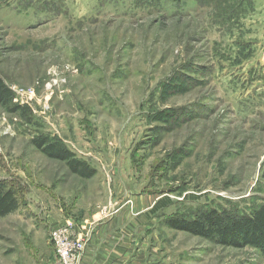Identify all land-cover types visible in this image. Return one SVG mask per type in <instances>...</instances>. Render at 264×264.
<instances>
[{
	"label": "rangeland",
	"instance_id": "374dc122",
	"mask_svg": "<svg viewBox=\"0 0 264 264\" xmlns=\"http://www.w3.org/2000/svg\"><path fill=\"white\" fill-rule=\"evenodd\" d=\"M0 78L22 106L0 105V179L20 197L0 264H57L53 221L141 196L173 202L140 231L151 263L264 264L166 222L264 208V0H0Z\"/></svg>",
	"mask_w": 264,
	"mask_h": 264
},
{
	"label": "trees",
	"instance_id": "16d2710c",
	"mask_svg": "<svg viewBox=\"0 0 264 264\" xmlns=\"http://www.w3.org/2000/svg\"><path fill=\"white\" fill-rule=\"evenodd\" d=\"M182 1V0H175ZM14 94L0 78V105L10 109L20 111L22 106L14 103ZM34 144L47 152L52 158L67 162L72 173L83 178H90L95 174L86 161L76 158L75 154L65 145H55L47 137L34 138ZM57 144V143H56ZM167 199L157 201L152 208V213H156L162 205L172 204ZM20 206V197L12 187H9L3 179H0V217L7 216L16 211ZM243 220L228 225L225 218L218 211L205 210L195 214L193 221L186 222L169 217L166 221L170 227L186 230L204 237H218L222 243L234 246H250L259 249L264 254V208L251 216L241 218Z\"/></svg>",
	"mask_w": 264,
	"mask_h": 264
},
{
	"label": "crops",
	"instance_id": "0c3cea01",
	"mask_svg": "<svg viewBox=\"0 0 264 264\" xmlns=\"http://www.w3.org/2000/svg\"><path fill=\"white\" fill-rule=\"evenodd\" d=\"M116 200L120 210L96 224L80 264H154L150 262L145 247L147 238L140 231L143 227L150 228L152 220L149 217L154 215L151 211L158 200L147 201L146 196ZM60 223L52 222L53 227Z\"/></svg>",
	"mask_w": 264,
	"mask_h": 264
},
{
	"label": "built area",
	"instance_id": "2783aa9c",
	"mask_svg": "<svg viewBox=\"0 0 264 264\" xmlns=\"http://www.w3.org/2000/svg\"><path fill=\"white\" fill-rule=\"evenodd\" d=\"M120 210L119 202L105 205L92 220L67 218L51 230V241L57 254V264H80L87 240L96 224Z\"/></svg>",
	"mask_w": 264,
	"mask_h": 264
}]
</instances>
